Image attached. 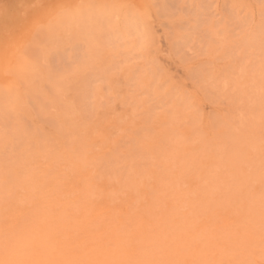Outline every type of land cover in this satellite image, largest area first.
Returning <instances> with one entry per match:
<instances>
[{"label":"rangeland","instance_id":"1","mask_svg":"<svg viewBox=\"0 0 264 264\" xmlns=\"http://www.w3.org/2000/svg\"><path fill=\"white\" fill-rule=\"evenodd\" d=\"M233 1L240 5L237 0H34L33 5L20 2L21 11L17 4L13 9L19 13L9 6L2 7L0 163L4 159L2 167H10L6 174L15 165L24 167L22 162L36 155L37 148L33 150L32 146L42 143V153L45 148L46 152L53 150L51 136L60 129L56 108L60 111L66 106L74 108L77 121L91 125L81 132L82 136L77 135L80 158L84 155L82 161H86L84 173L97 178L100 184L112 182L117 188L115 180L127 181L134 170L145 175L158 167L156 170L162 172L160 161L164 157L178 153L183 143L191 145V154H199L201 162L212 156L225 167L219 171L228 174L226 167L234 169L237 176L232 178V184L222 171L213 172L215 178L210 179H217L220 186L227 181L232 185H227V189L223 185L219 197L225 196L222 201L227 203L233 201L234 210L240 206L246 226L254 231L252 256L246 257L250 262L243 264H264V0H238L241 6L246 5L244 8ZM61 5L66 10L61 11ZM7 8L11 10L8 12ZM121 11L126 13L121 14L120 20ZM8 13H13V17ZM106 15H111L113 27L102 19ZM115 17L120 22L112 20ZM76 18L80 19L79 29L73 28ZM37 20L44 24L38 31L33 29ZM122 20L132 23L124 27ZM131 26H135L137 37ZM109 28L122 31V35L114 31L111 34ZM124 32L131 34L126 36ZM119 35L124 36L119 39ZM55 83L63 91L59 95ZM17 93H22L23 99L16 109L13 97ZM67 93L72 98L61 101L62 94ZM73 98L72 105L65 104ZM113 114H123L134 125L127 123L125 131H113L108 121ZM103 119L109 123L98 126ZM63 137L67 148L69 136ZM158 137L160 148L155 143ZM197 141L203 142L205 148ZM195 142L199 146L194 147ZM201 147L205 154L200 152ZM189 155L183 156L185 160L190 159ZM90 159L96 163L90 164ZM200 161L191 163L192 170L196 168L194 173L209 171L210 166H202ZM236 181L248 182L240 186ZM245 185H253L255 190L250 187L254 192L242 203L238 193L246 190L241 188ZM101 187L108 189L103 184ZM200 209L205 211L204 207Z\"/></svg>","mask_w":264,"mask_h":264},{"label":"bare ground","instance_id":"2","mask_svg":"<svg viewBox=\"0 0 264 264\" xmlns=\"http://www.w3.org/2000/svg\"><path fill=\"white\" fill-rule=\"evenodd\" d=\"M27 1L32 3L34 0H0V14H2L1 8L4 6H9L13 9L20 2L27 3ZM238 2L240 5L235 4V1H233L236 6L238 5L237 7L240 6L242 8L244 4L241 6V2L237 0ZM242 3L244 2L242 1ZM26 6L28 7V5ZM21 9L20 6V11ZM124 13L126 11H121L118 18ZM8 14L12 15L13 13ZM110 16L106 15L105 18H102L107 21L106 25L112 24L110 20L112 17L110 18ZM101 17L102 15L98 18L99 22ZM125 18L126 15L124 16ZM112 20L118 21L116 17ZM79 21V18L75 19L73 28L79 29ZM125 21L121 22L123 25L125 23L124 27L127 26L126 24L130 25L129 23H132ZM103 24H105V21ZM93 26L97 28L96 25ZM124 27L123 29L126 30ZM134 28L135 26L131 28L132 34L135 33L133 32ZM108 30L111 29L109 28ZM88 31L85 30V32ZM91 31L93 32V30ZM105 31L107 32L106 29ZM112 31L115 32V29L110 31L111 34ZM85 32L83 35L86 34ZM128 32H124L126 36L131 34H128ZM115 33L122 35V31H118V33L116 31ZM120 35L119 39L124 36ZM118 38L116 36L117 40ZM131 41L133 42V40ZM102 44H104V40ZM95 48L98 47L95 46ZM109 67L111 68L112 66L110 65ZM55 85L56 93L59 95L63 91L60 84L55 83ZM62 95L61 101L68 100L71 97H68L70 95L68 93ZM13 98L14 103L11 101L10 103H13V107L17 109L23 99L22 93L15 94ZM74 100L75 98L71 101H66L65 104L67 102L69 104L73 103ZM56 110V121H58L60 129L58 134L55 133L51 136L54 140L53 150L46 152V146H44L42 148V150L45 148L44 153H42L40 152L42 143L38 144L37 147L36 145L34 147L31 145L33 150L37 148L36 155L28 156L24 150L28 160L25 162L21 160L22 164L25 163L23 164L24 167L21 166L22 168H18L15 165V163L17 164L16 161L12 163V165L16 166L11 168L12 173L10 171L6 174L9 166L7 168L2 167L4 159H2V164L0 163V264H243L244 261L246 263L250 262L246 257L250 255V245L253 241L251 236L252 232L254 233L252 230L255 228L250 232L249 227L246 226L248 222L244 220V214L241 213L240 206H236L238 208L234 210L233 207L231 208L233 201L227 203V201H222L225 196L223 198L219 197V194L222 193V186L224 185L223 187L226 189L228 187L231 188L232 185H229V183L232 184V180H234L232 178L237 176H235L234 169L231 166H228L229 168L226 167L229 169L228 174L221 170L222 174L225 173L227 179L230 178L229 181L231 182L228 184V181L226 184L224 182L220 186L218 185L220 183H217V179L211 180L210 178H215L213 172L218 174L221 172L219 170L222 167L225 169L222 166L223 164L212 156L204 157L205 160L201 162L199 154H191V151H193L191 147L193 146L183 143L184 145H181V147L183 146V152L177 148L180 153L175 152L176 154L169 155L168 159L166 156L160 161L161 167H164V170L161 167V169L159 168V170H163L162 172L156 170L158 167L151 169L145 175H142L140 170H134L127 181L115 180L119 184L117 188L114 187L112 182H102L101 184L105 185V187L108 186L106 190L96 181L97 178L95 179L92 175L84 173L86 161H82L84 160V155L81 156L83 159L80 158L81 144H79L80 137H78V134H81L91 125L81 119V121H77L78 117L72 106L70 108L66 106L65 110L61 109L59 111L57 108ZM113 115V118L109 117L108 119L111 125L110 128L112 127L113 131H123L127 128V123L134 125L133 122L129 123L123 114L120 116L119 114ZM114 119L116 120L114 121ZM105 121L103 119V122H98L97 125L100 126L102 123H107ZM16 128L17 125L14 129ZM18 133L16 132L17 135ZM21 133L23 134V130ZM29 133L31 134V132ZM44 133L42 132L41 135ZM28 136L26 137L28 138ZM63 136L70 137H68L69 149L68 146L66 148L64 145ZM12 137L14 138L15 136ZM21 138L23 142L25 138L23 136ZM198 138L200 139V137ZM41 139H43V136ZM201 139L206 140L205 137ZM16 141L15 143H17ZM160 141L161 138L159 137L155 140L159 148ZM197 142L193 143L194 147L200 140ZM199 144H203V142ZM47 145L50 144L48 143ZM203 145L201 146L203 147ZM199 148L196 150H199ZM203 148H205V145ZM203 148L200 149V152H202ZM10 149L8 147V150ZM19 153L20 156L24 157L23 153V155H21V152ZM181 153H184L183 156L190 154V159L185 160ZM202 153L205 154L204 151ZM83 154H85V151ZM17 155L19 156V154ZM13 158H16V156ZM23 159L25 160V158ZM198 159L202 166H210L208 168L209 171L200 170V173H194L196 168L192 170L190 166L191 163L195 165ZM8 160L12 159L9 158ZM91 160L90 164L96 163V161L92 162L93 160ZM194 162L196 163L194 164ZM201 163H198L199 166ZM199 166L197 167L200 168ZM165 169L166 172H164ZM242 178L244 177L242 176ZM100 179L102 180V177ZM212 181L214 185L211 184ZM244 182L242 184L236 181L237 184L240 183V186L241 184L244 185ZM227 185L228 187H226ZM245 186L241 188L246 190L242 191L243 193H238V196L243 200H241L242 203L246 201H244V197L249 198L250 194L252 195L253 190H255L253 185L250 186L251 188L253 187L252 191L248 185ZM258 191L262 192L261 190ZM127 204L131 207H127ZM201 207H204L205 211H201ZM242 232L245 233L242 234ZM241 250H244V252L240 253ZM256 259L258 260V258ZM247 260L249 261L247 262Z\"/></svg>","mask_w":264,"mask_h":264},{"label":"snow or ice","instance_id":"3","mask_svg":"<svg viewBox=\"0 0 264 264\" xmlns=\"http://www.w3.org/2000/svg\"><path fill=\"white\" fill-rule=\"evenodd\" d=\"M60 10L61 11H64L66 10L65 6L64 5H61L60 6ZM44 27V24L40 21V20H37L33 23V29L34 30H41L42 28Z\"/></svg>","mask_w":264,"mask_h":264}]
</instances>
